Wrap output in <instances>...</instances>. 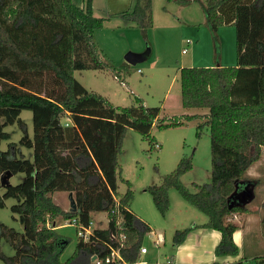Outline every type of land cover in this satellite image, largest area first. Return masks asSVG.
<instances>
[{
    "label": "trees",
    "instance_id": "obj_1",
    "mask_svg": "<svg viewBox=\"0 0 264 264\" xmlns=\"http://www.w3.org/2000/svg\"><path fill=\"white\" fill-rule=\"evenodd\" d=\"M140 1L135 0L120 17L146 28L151 25V0ZM202 8L213 33L222 25L234 27L236 63L179 67L182 107L208 112L175 116L164 123L160 106H146L140 97L134 98L135 104L116 106L75 79L74 71L82 69L106 70L119 77L94 42L93 33L104 18L93 14L92 0H84L82 8L72 0H0V143L10 138L4 130L9 124L18 122L24 132L18 143L0 149V186L2 176L23 173L19 183L4 185L0 194V207L5 199H16L10 210L22 226L17 231L0 222V242L4 240L14 251L7 256L0 250L4 264H70L80 254L93 253L103 258L102 241L114 230L116 216L107 229H95L89 242L78 237L74 252L63 262L59 259L70 240L46 223L61 217L87 225L93 212L110 214L112 195L119 197L126 234L122 255L134 260L141 235L150 228L130 210L129 182L123 194L117 190L124 134L131 128L152 146L154 124L163 128L198 118L203 121L196 134L203 128L209 134L210 181L193 183L194 191L189 190L180 177L191 169V159L182 157L161 184L146 190L163 216L169 208V189L175 188L207 218L203 224L176 229L174 247L190 230L203 227L220 233L216 256L238 253L233 241L236 226L228 217L247 208L230 206L229 198L264 153V0H204ZM22 110L31 111V137L19 118ZM21 147L32 150L31 159ZM59 191L72 194L74 209L64 210L53 200V193ZM257 264H264V256L257 258Z\"/></svg>",
    "mask_w": 264,
    "mask_h": 264
},
{
    "label": "rangeland",
    "instance_id": "obj_2",
    "mask_svg": "<svg viewBox=\"0 0 264 264\" xmlns=\"http://www.w3.org/2000/svg\"><path fill=\"white\" fill-rule=\"evenodd\" d=\"M131 1L133 6L135 0ZM96 4L95 16L104 18V21L102 27L93 33L94 42L102 58L114 66L119 77L115 78L112 72L106 70L82 69L74 71V77L78 82L88 90L101 92L116 106L135 104V97H140L146 106H160L159 118H163L164 123L170 122L175 116L208 112L207 108L182 107L177 70L179 67H211L216 64L234 66L236 43L235 29L232 25H222L215 33L210 31L205 24L202 8L204 0H187L185 3L151 0V25L146 28L124 21L120 17V13L132 6L117 11L116 9L122 6H115L112 10L107 6V0H96ZM185 39H190L192 43L187 44ZM146 48L150 49V54L145 60L136 64H130L125 60L124 56L128 51L136 53ZM182 48L187 49L185 53L182 52ZM19 118L25 123L31 137V111L22 110ZM62 121L67 120L63 118ZM181 121L180 125L163 128L154 124L150 131L153 138L152 146L140 133L128 128L118 154L121 171L117 177V190L123 194L127 189L126 181L129 182L133 193L129 207L150 228L141 235V245L148 249L146 254L137 259L141 263L164 262L171 250L175 249L172 243L174 231L189 225L190 219L206 220V216L183 200L175 188L169 189V208L163 216L156 209L150 193L146 190L148 186L161 184L163 176L174 170L182 157L191 159V169L180 177L181 182L189 190L194 191L193 183L202 184L210 181L211 152L208 129H200V135H197V127L202 119ZM4 130L10 134V138L1 141V150H6L9 142L18 143L24 134L18 122L5 126ZM21 149L23 152L27 151V148ZM25 157L32 158L31 149ZM260 167L259 172L263 177H260L259 181L264 187V165ZM8 176L10 177L7 175L4 177L10 184L15 185L22 180L23 173ZM3 187L0 186V194L4 191ZM261 198V194H257L251 207L260 205L263 209L260 220L262 228L264 200L260 204ZM54 200L64 210L70 208V201L65 193H56ZM14 203L16 199L12 197L4 200V206L0 207V222L21 231L22 226L17 215L12 214L10 210ZM182 206L189 211L183 209V212ZM103 215V212L91 214V222L97 228L105 224L101 221ZM54 221L57 233L70 240L59 259L63 262L74 252L78 236L76 227L67 223L68 220L58 217ZM157 233L164 236V242L159 246L153 242ZM0 250L7 256L14 253L4 240L0 242ZM88 260L90 257L80 254L70 264H86ZM256 260L257 258H252L251 264H257ZM239 261L229 264H244V261ZM0 264H4L1 259Z\"/></svg>",
    "mask_w": 264,
    "mask_h": 264
},
{
    "label": "crops",
    "instance_id": "obj_3",
    "mask_svg": "<svg viewBox=\"0 0 264 264\" xmlns=\"http://www.w3.org/2000/svg\"><path fill=\"white\" fill-rule=\"evenodd\" d=\"M146 0H141L140 3L144 4ZM72 3L79 8H82L84 5V0H77L76 2L72 0ZM97 6L96 0H92V9L94 13V7ZM107 6L113 10L115 6H122L116 9L117 11L122 8H129L132 6L131 0H107ZM126 11V10H125ZM113 13H116L113 11ZM94 71H102V70H94ZM93 91L92 89H89ZM96 93L102 95L101 92ZM103 96V95H102ZM108 99L106 96H104ZM204 114V113H203ZM22 150V149H21ZM29 149L22 153L27 155ZM264 153L260 156V158L254 162L245 172L244 177L245 181L242 185L251 187L253 190V198L245 204L247 208V212L243 213H234L233 215L228 217V220L232 222L236 229L233 232V241L238 247V253L236 255H228V256H216L214 253V248L216 244L220 240V233L217 230L197 227L188 232L185 239L178 246L173 248L171 252L166 256V260L164 262H156L155 264H225L230 262H239L244 261L248 263H252V258H258L264 256V236L261 228V213L263 209L261 206H257L252 208L253 200L257 194H261V203L264 200V187L259 181L260 177H263L261 174L260 166L264 165ZM252 171V172H251ZM7 177H10L7 175ZM4 178V176H2ZM60 193H65L69 199V194L67 192L59 191ZM53 193L52 197L54 200ZM55 201V200H54ZM252 203V204H250ZM58 204V203H57ZM189 211L185 206H182V210ZM131 210V209H130ZM183 210V212H184ZM132 211V210H131ZM135 214V213H134ZM137 217L138 215L135 214ZM189 225L183 227H189L193 224L200 225L206 222V220L202 221H194L190 219ZM251 237V238H250ZM170 260V263L167 262ZM257 262V260H256Z\"/></svg>",
    "mask_w": 264,
    "mask_h": 264
},
{
    "label": "built area",
    "instance_id": "obj_4",
    "mask_svg": "<svg viewBox=\"0 0 264 264\" xmlns=\"http://www.w3.org/2000/svg\"><path fill=\"white\" fill-rule=\"evenodd\" d=\"M185 42L187 44H191L192 41L190 39H185ZM186 48H182V52H186ZM113 197V208L110 210V214L108 215L106 212H103V218H101V221H104L105 224L102 227L97 228L94 226L91 222V219L87 225H83L77 222L76 219H71L66 221L69 224H72L76 227V233L77 236L82 238L84 241H90L91 237L93 236V232L95 229H107L109 225V220L112 216H116V226L114 230L109 231V235L106 241H102L106 247H104V250L106 251L104 257L102 258L99 253H93L90 255V262L93 264H147V263H141L138 262L137 259L142 255L146 254L148 249L140 245L138 248L136 257L134 260H127L123 255L121 250L125 248V238L126 234L124 232L123 228V221L122 217H119V207H120V200L118 196L112 195ZM46 226L49 228H55V221H48L46 223ZM96 227V228H95ZM153 242L156 246H159L164 242V236L162 233H157L156 237L154 238ZM168 263H170V260H167ZM228 264V263H225ZM244 264H250L248 262H245Z\"/></svg>",
    "mask_w": 264,
    "mask_h": 264
},
{
    "label": "water",
    "instance_id": "obj_5",
    "mask_svg": "<svg viewBox=\"0 0 264 264\" xmlns=\"http://www.w3.org/2000/svg\"><path fill=\"white\" fill-rule=\"evenodd\" d=\"M150 54V49L146 48L142 52H132L128 51L124 58L125 60L130 64H136L143 60H145ZM9 182L6 180V177L1 178V185L4 186L8 184ZM253 198V190L252 188L248 186H236L235 191L232 193V195L229 198L230 206L232 205H245L247 202H249ZM69 201H70V208L74 209L75 204L72 197V194H69Z\"/></svg>",
    "mask_w": 264,
    "mask_h": 264
}]
</instances>
